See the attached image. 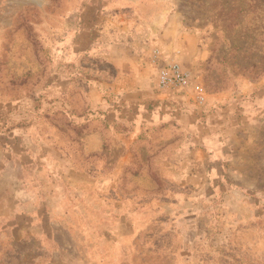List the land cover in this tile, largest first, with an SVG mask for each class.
<instances>
[{
  "label": "rangeland",
  "instance_id": "374dc122",
  "mask_svg": "<svg viewBox=\"0 0 264 264\" xmlns=\"http://www.w3.org/2000/svg\"><path fill=\"white\" fill-rule=\"evenodd\" d=\"M263 97L264 0H0V264H264Z\"/></svg>",
  "mask_w": 264,
  "mask_h": 264
},
{
  "label": "built area",
  "instance_id": "2783aa9c",
  "mask_svg": "<svg viewBox=\"0 0 264 264\" xmlns=\"http://www.w3.org/2000/svg\"><path fill=\"white\" fill-rule=\"evenodd\" d=\"M158 84L163 88L173 87L174 89L183 90L191 85V79L178 65L173 64L160 71ZM192 90L198 99L202 97V88L199 84H194Z\"/></svg>",
  "mask_w": 264,
  "mask_h": 264
},
{
  "label": "crops",
  "instance_id": "0c3cea01",
  "mask_svg": "<svg viewBox=\"0 0 264 264\" xmlns=\"http://www.w3.org/2000/svg\"><path fill=\"white\" fill-rule=\"evenodd\" d=\"M261 103H259V105L258 104H256V106H259V108L261 107V109H257V110H259V111H261V110H263L264 109V97H263V101H260ZM263 102V103H262ZM22 131H20V135H22ZM9 166V168L11 169V170H14L15 171V167H14V164L12 163L11 164V162H8L7 163V166L5 167V168H7ZM11 172V171H10ZM16 181H18V179H16ZM20 187L17 185V189H19ZM39 188H41L40 186H39ZM16 199L19 201V202H28L29 201V196H28V194L24 191V190H22V192L20 193V195H18L17 197H16Z\"/></svg>",
  "mask_w": 264,
  "mask_h": 264
}]
</instances>
